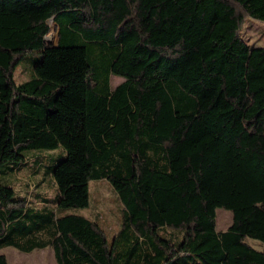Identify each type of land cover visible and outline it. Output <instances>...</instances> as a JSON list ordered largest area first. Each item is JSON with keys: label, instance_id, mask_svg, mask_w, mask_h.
Segmentation results:
<instances>
[{"label": "trees", "instance_id": "trees-1", "mask_svg": "<svg viewBox=\"0 0 264 264\" xmlns=\"http://www.w3.org/2000/svg\"><path fill=\"white\" fill-rule=\"evenodd\" d=\"M249 18L264 22V0H0V170L66 149L49 165L54 201L0 181V264L7 246H52L58 264H264L248 240L264 241V46L244 39ZM93 46L108 56L102 86ZM30 53L35 74L17 83ZM93 179L122 203L112 240L68 210L89 206Z\"/></svg>", "mask_w": 264, "mask_h": 264}, {"label": "rangeland", "instance_id": "rangeland-1", "mask_svg": "<svg viewBox=\"0 0 264 264\" xmlns=\"http://www.w3.org/2000/svg\"><path fill=\"white\" fill-rule=\"evenodd\" d=\"M51 32L46 38L55 44L58 42V31L55 23L50 20ZM242 35L251 46H264V22L249 18L243 27ZM109 55L112 51H108ZM90 62L94 66V75L97 85L102 86L105 82V66L108 56L102 54L98 46L88 48ZM41 56L40 53L26 55L15 67L14 78L17 83L26 82L34 76V65ZM111 86L114 88L124 81V77L112 73L110 76ZM29 163L20 171H4L6 163L0 170V181L11 185L16 189L15 196H25L31 199V203L41 205L45 199L54 201L58 195V186L49 168L50 164L57 163L66 157V149L63 145L51 149H35L27 152ZM85 214L92 219H98L101 226L106 230L109 240L118 232L122 221V203L112 183L108 179H93L90 182V204L85 208H69ZM233 220V214L229 209H217V229L227 230ZM159 233L165 237L179 242L183 238V231L175 227H161ZM249 242L260 250H264V241L249 238ZM8 257L10 264H58L52 246L36 248L32 251H23L14 246L2 249ZM192 259V258H190Z\"/></svg>", "mask_w": 264, "mask_h": 264}, {"label": "crops", "instance_id": "crops-1", "mask_svg": "<svg viewBox=\"0 0 264 264\" xmlns=\"http://www.w3.org/2000/svg\"><path fill=\"white\" fill-rule=\"evenodd\" d=\"M29 163V160H28V162H27V164ZM24 166H21L20 168H17L16 170H14V171H20L22 168H23Z\"/></svg>", "mask_w": 264, "mask_h": 264}]
</instances>
